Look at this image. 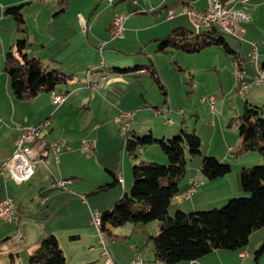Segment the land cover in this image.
I'll return each mask as SVG.
<instances>
[{"label": "crops", "instance_id": "obj_1", "mask_svg": "<svg viewBox=\"0 0 264 264\" xmlns=\"http://www.w3.org/2000/svg\"><path fill=\"white\" fill-rule=\"evenodd\" d=\"M220 1L223 5L241 10L250 16L249 22L242 23L245 32L239 41H243L247 47L249 46L248 60L252 61L257 68L259 59L264 60V52L259 54L258 43L252 47L251 45L255 42L252 37L253 27L262 25L264 28V16H259L261 10L264 11V0H247L246 3H242L241 0ZM93 2L97 4L93 11L83 12L80 10V13L77 14L79 19L77 24H80V29L87 35L90 43L89 48L95 54V48L99 47L102 42H106L104 50L110 45H115L118 52L132 55L144 53L148 50L149 44L158 46L159 40L175 28L185 27L195 32L202 29L204 32L208 31L205 30L206 27L194 23L189 14L180 12L183 8L205 11L208 7V0H93ZM152 7L155 10L150 12ZM64 12H66L65 9L61 8L53 17H62ZM97 13L99 14L95 17ZM103 13H107L109 17L105 33H100L96 31V25ZM116 14L127 16L124 24L125 32L123 38L111 40V24ZM170 15H173V18H170ZM86 23L89 25L88 29L85 28ZM92 29L94 32L91 38L88 36ZM226 42L228 43L227 40ZM31 43V48H33L36 43ZM229 46L232 49L230 44ZM46 47L47 44L42 46L43 49ZM5 49L6 46L3 45L0 54L2 57ZM254 51H257V63L250 58V54ZM28 53L29 56L39 57L43 63H45V59L51 60V65L54 68L72 74L75 79L67 85L65 90L58 88L54 91L67 97L66 102L60 105L53 103L52 93L46 92L40 93L31 101L16 99L13 92L10 91L11 81L7 73L2 86L0 85V201L6 197H12L17 203L14 220L6 222L0 218L2 224L8 225L0 227V264H30L29 258L38 248L37 241L43 234L56 236L66 256V264H104L103 245L99 241V234L97 236L92 227V212L97 211L100 214V211L111 209L123 199V193L128 195V183L129 187L132 185V180L128 175H125L124 169L116 164H110L109 161L100 162V155H97L94 161L96 168L86 170V172H96L97 176L90 175L88 178L80 171V156H84L83 158L86 160H92L95 157L93 152L88 155V151L84 147V139H94L92 143L90 142L92 148L98 154L102 152L98 139L85 137L82 138V143L80 141V118L83 124L86 122L84 116H80V107L91 110L94 101H97L98 104V100L95 99H99L101 102L107 100V97L101 93L103 90L101 88L105 87L108 80L106 76L105 81L100 85L101 76H103L100 67H103L102 63L103 65L105 63L101 61L100 66L95 65L87 70L85 80L78 76L79 67L74 68V65L71 68L66 67L64 60L59 56L44 57V54L31 55L30 51ZM233 53L236 54V51L233 50ZM89 64L91 63L86 65ZM239 64H241L240 70L245 74L244 60ZM113 70L116 74H122L120 73L122 71L116 67ZM3 76L1 75V79ZM115 80L112 78L111 85ZM244 80L245 75L243 82ZM91 84L96 86L92 87ZM46 121H49V125L42 127V136L35 146V155L39 158L35 173L28 182L19 184L2 166L14 153L16 141L22 129L29 126H42ZM115 122H118L117 119ZM130 127H132V123ZM133 131L136 134L135 130ZM53 143L60 144L61 150L56 151ZM81 148L87 154L83 155ZM228 149L231 153L235 150L232 146H229ZM198 178L191 176L181 195L182 187L179 186V193L172 200L170 207L175 200L180 206L179 210L187 213L188 206H185V199L191 197V208L195 207L194 197L200 193L197 188L190 196L184 197V195L192 188L194 182L197 185L200 184ZM60 179L69 180L70 183L64 187L55 185V181ZM114 180L116 183L111 187V189L114 188L112 191H96L98 187ZM118 188L120 189L118 190ZM234 188L236 192L239 190L237 185ZM106 191L108 193H105ZM102 194H111L112 198L107 200L105 198L109 197ZM103 196L105 197L103 198ZM102 200L101 205L99 202ZM223 200L225 201L226 198H222ZM9 224H14V226L11 227ZM30 230L34 233L30 234ZM160 230L157 222L126 224L113 229L111 234L106 232L108 237H104L105 244L117 264H130L136 256H140L144 264H165L156 260L151 240V237L157 235ZM84 234L88 238L87 247L80 246L79 243ZM16 237L17 240H15ZM263 240L264 228H260L249 237L248 245L245 248L240 250L218 249L198 260L176 264H264V254L258 260L255 259V251ZM244 253L248 254L243 256Z\"/></svg>", "mask_w": 264, "mask_h": 264}, {"label": "rangeland", "instance_id": "obj_2", "mask_svg": "<svg viewBox=\"0 0 264 264\" xmlns=\"http://www.w3.org/2000/svg\"><path fill=\"white\" fill-rule=\"evenodd\" d=\"M22 4H26L22 11L27 29V33L24 35L17 30L12 15L5 14L6 8ZM96 5L93 0H68L67 3L62 0H50L48 3H44L42 0H0V54L3 45L6 46L4 58L0 55V85L7 77L4 71L7 58L5 53L7 54L18 38H27L28 44L30 43L28 52L30 51L31 55L40 53L44 54V57L59 56L64 60L66 67L71 68L72 65L74 68L79 67L78 76L85 80L87 70L95 65L100 66L101 61H104L105 64L100 68L108 80L105 87L101 88L103 89L101 93L107 97V100L101 102L99 99H95L98 100V104L97 101H94L91 110L80 107V116H84L86 121L83 124L80 118V141L82 143V138L85 137L96 138L99 140L102 151L101 154H98L92 148L95 155L92 160H86L83 158L84 156H80V171L83 172V175L88 178L90 175L97 176L94 171L86 172L88 169L96 168L94 161L97 155H100V162L109 161L110 164H116L124 169L125 175H128L132 180L131 184H133L132 174L135 164L156 162L161 165H169L168 157L158 144L141 149L138 160L129 154L124 145L127 131L122 129L119 122H115L123 112L127 111L134 114L130 128L131 131L135 130L136 137L152 135L155 139L166 138L167 140L185 130L188 133L195 132L201 138V154L192 157L186 148L187 175L182 184L180 183L182 187L180 195L183 194L191 176L199 177L198 182H200L198 185L196 182L191 183V187L197 188L200 193L194 197V208H191L192 197L185 199V206H188V209L185 207L187 213L221 208L231 198L249 196V193L242 188L241 171L243 168L264 165V158L257 152L236 156L237 148L241 144L239 126L245 106L247 104L259 106L262 108L264 117V84H258V70L255 64L248 60L249 46L247 47L243 41L226 34L224 37L236 54H230L224 47L216 45L209 46L199 53L175 50L170 54H163L157 52V44H149L148 50L144 53L130 55L118 52L115 45H110L104 50L106 42L100 43L99 47L95 48V54L89 48L90 43L87 35L80 29V24H77L79 20L77 14L80 13V10L83 12L93 11ZM61 8L66 11L62 17H53ZM87 14L89 16V13ZM116 15H124L127 19L125 14ZM259 16H264L263 10ZM108 17L107 13L102 14L96 25L97 32L105 33ZM112 24L111 40L118 39L113 38ZM254 24L256 25V23ZM85 28H89L87 23ZM205 30L207 29L205 28ZM48 31H51L50 34ZM93 32L94 29L91 30L88 37H91ZM248 33L250 34L251 30ZM252 37L255 42L251 43V47L258 43V52L262 54L264 52V28L262 25L253 27ZM91 41L93 42V40ZM9 42L11 43L9 44ZM31 42L36 43L33 48H31ZM44 44H47L45 49L42 48ZM239 57L244 60V84L247 85V88L241 91L239 90L238 76L242 71L239 68L241 65L239 63L242 60ZM44 62L47 70L54 68L51 65V60L45 59ZM88 63L91 64L86 65ZM263 63L264 60L259 59L260 67H258L261 68ZM137 65H145L147 68L144 70H123L120 72L121 75L116 74L113 70L115 67L126 69ZM151 68L156 70L155 72L165 85L168 92L166 96L154 79ZM1 75H4L2 79ZM112 78L116 80L111 85ZM66 87L67 85H60L59 88L65 90ZM10 91L13 92L11 84ZM213 99H215L214 108L211 107ZM157 110L158 113H156ZM168 120H171L172 123H168ZM93 140L84 139L83 142L90 144ZM90 146L92 147L91 144ZM229 146L234 147L233 153L229 152ZM81 153L87 154L84 150ZM205 157H215L219 161L231 165L232 172L228 176L215 180L207 179L201 171ZM235 185L239 189L237 192L234 188ZM129 186L128 183V197H131L132 185ZM113 189L110 188L107 191ZM107 191L105 193H108ZM102 195H107L109 197L105 198L107 200L112 198L111 194ZM122 197H126L125 193ZM224 197L226 200L222 201ZM99 203L102 205L103 200ZM179 209V204L174 200L169 212L174 215ZM101 213L102 211H100ZM2 225L8 226L2 224L0 220V227ZM9 226L13 227L14 224H9ZM92 227L98 236V231L94 226ZM14 229L16 228L14 227ZM32 233L34 232L30 230V234ZM103 235L105 238L108 237L107 233ZM87 241L88 238L84 234L79 241L80 246L87 247Z\"/></svg>", "mask_w": 264, "mask_h": 264}, {"label": "trees", "instance_id": "obj_3", "mask_svg": "<svg viewBox=\"0 0 264 264\" xmlns=\"http://www.w3.org/2000/svg\"><path fill=\"white\" fill-rule=\"evenodd\" d=\"M62 1L67 3L68 0ZM25 5L11 6L5 10V14L12 15L17 30L23 35L27 33L22 13ZM224 35L217 29L195 32L179 27L159 40L157 51L164 54L175 50L196 53L216 45L233 54ZM29 44L27 38H18L6 54L4 71L10 78L16 99L31 101L40 93H52L60 85H68L75 79L72 74L59 68L47 70L39 57L29 56ZM144 67L137 65L116 69L140 70ZM155 71L152 69V75L166 96L165 85ZM239 135L241 144L237 148V157L257 152L264 158L262 108L251 104L245 106ZM124 142L126 150L135 160H138L141 149L158 144L170 163L139 162L134 165L131 197L127 195L100 214L103 233L111 234L113 229L130 223L157 222L161 230L151 237L155 258L165 264H176L198 260L218 249L245 248L249 237L264 228V165L243 168L241 171L242 188L249 196L231 198L221 208L191 213L178 210L172 215L169 212L170 205L187 174L186 148L192 157L201 154V138L195 132L188 133L185 130L167 140L155 139L152 135L136 137L130 129L126 132ZM201 171L207 179L215 180L231 173L232 167L215 157H205ZM115 183L116 180L111 181L96 191L108 190ZM37 244L38 248L29 258L30 264H66V256L55 235L43 234ZM263 254L264 240L255 251V259L258 260Z\"/></svg>", "mask_w": 264, "mask_h": 264}, {"label": "built area", "instance_id": "obj_4", "mask_svg": "<svg viewBox=\"0 0 264 264\" xmlns=\"http://www.w3.org/2000/svg\"><path fill=\"white\" fill-rule=\"evenodd\" d=\"M50 0H42L44 3H48ZM242 3H246L247 0H241ZM152 7L150 11H154ZM180 12L189 14L192 17L194 23L198 26H204L207 30L217 29L228 31V36H231L237 40H240L244 35V27L242 23L249 22L250 16L241 11L236 10L231 7L225 6L221 3L220 0H208V7L205 11L192 10L188 8H183ZM174 15V14H173ZM173 15H170V18H173ZM125 19L124 15H116L113 19V38H123L125 31ZM250 58L257 63V51H254L250 54ZM103 65V63H102ZM258 70L257 82L258 84H264V70ZM244 72L238 76L239 80V90L247 88V85L243 82ZM105 81V76H101L100 85ZM92 87H95V84H91ZM53 103L60 105L66 102L67 97L64 94L52 92ZM214 100L212 101L211 107L214 108ZM159 111H156L158 113ZM163 113V112H162ZM161 114V112H160ZM134 114L132 112H123L119 118L118 122L121 124L122 129L129 131L130 126L133 120ZM168 123L171 124V120H168ZM49 125V121H46L42 126H29L22 129L19 137L16 141V148L12 156L3 164L2 168L6 170L12 179L21 184L28 182L35 173L36 164L39 161V158L35 155V146L42 136V127ZM53 147L56 151L61 150V145L58 143H53ZM85 149L88 151V155H91L93 150L89 143L84 144ZM70 181L60 179L55 181V185L64 187ZM195 190V187L191 188L184 197L190 196ZM17 213V203L12 197H6L0 201V218L6 222L12 221L15 219ZM98 219L99 213L97 211L92 212V224L96 228L99 234V241L103 245V262L104 264H117L110 254L107 245L105 244V238L102 233L98 230ZM248 253H244L243 256H246ZM139 256L130 263V264H140Z\"/></svg>", "mask_w": 264, "mask_h": 264}, {"label": "bare ground", "instance_id": "obj_5", "mask_svg": "<svg viewBox=\"0 0 264 264\" xmlns=\"http://www.w3.org/2000/svg\"><path fill=\"white\" fill-rule=\"evenodd\" d=\"M221 32H223L225 35L227 34L228 35V31H223V30H220ZM259 70H264V68H259ZM69 181V180H67ZM101 225H102V219H101V215L99 214V219H98V230L101 232ZM102 233V232H101ZM103 235V233H102ZM104 236V235H103ZM139 258L141 259L140 260V264H144V261L143 259L139 256Z\"/></svg>", "mask_w": 264, "mask_h": 264}]
</instances>
